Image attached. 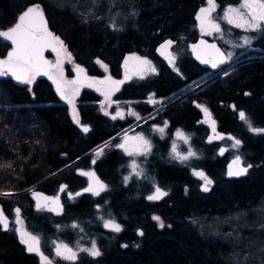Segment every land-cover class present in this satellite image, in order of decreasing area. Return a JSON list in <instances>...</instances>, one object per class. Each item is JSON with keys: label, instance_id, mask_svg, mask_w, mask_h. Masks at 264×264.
Returning <instances> with one entry per match:
<instances>
[{"label": "trees", "instance_id": "16d2710c", "mask_svg": "<svg viewBox=\"0 0 264 264\" xmlns=\"http://www.w3.org/2000/svg\"><path fill=\"white\" fill-rule=\"evenodd\" d=\"M241 1L215 3L222 10ZM206 3L0 0V31L13 26L26 9L40 6L70 56L91 76L102 75L103 65L112 76L121 77L127 52L150 57L156 72L123 85L114 98L135 101L142 117L167 104L156 117L134 128L149 130L152 124L167 122V135L162 139L153 135L152 152L143 158L144 174L125 180L130 158L119 148L118 134L132 119L104 114L99 94L84 89L77 105L80 126L49 76L30 84L10 74L0 76V193H12L0 195V210L8 222L7 230L0 225V264H41L19 239L16 209L29 232L39 235L42 252L53 264H264V132L249 128L250 123L264 129V27L249 31L248 46L242 43L247 31L226 22L220 24V32L206 36L231 53L223 69L240 63L204 84L219 71L198 65L189 44L201 36L197 14ZM167 41L172 44L162 50L175 55L171 64L158 50ZM10 48L0 37V58ZM52 55L48 52L47 57ZM64 70L72 76V69ZM201 84L178 99L186 89ZM150 95L164 100L149 106L143 100ZM198 105L207 108L209 120ZM240 111L249 123L240 119ZM177 129L188 134L196 153L184 163L170 159V135ZM217 134L227 137L216 140ZM228 136L240 140V145L233 147L234 139ZM237 156L240 167H251L230 176L227 166ZM192 169L209 177L208 191ZM88 171L106 186L99 195L81 192L90 178L80 173ZM157 187L167 195L149 200ZM34 194L59 196L61 203L42 207ZM153 217L165 225L159 226ZM108 219L122 230L105 228ZM94 239L101 255L79 251ZM57 242L76 248L77 259L56 257Z\"/></svg>", "mask_w": 264, "mask_h": 264}, {"label": "snow or ice", "instance_id": "6c2138e0", "mask_svg": "<svg viewBox=\"0 0 264 264\" xmlns=\"http://www.w3.org/2000/svg\"><path fill=\"white\" fill-rule=\"evenodd\" d=\"M208 7L201 8L200 14L197 15V20L200 21V27L202 33H207L208 30H213L216 32H220V26L219 24L215 23L214 20L211 18L210 14L212 11L215 10L217 7L215 0H207ZM224 19L229 23L233 24L235 27L243 28L245 31H256L258 29H261L264 27V0H242V3L240 4V7H229L224 12ZM0 37H3L6 40L11 41V44L13 45V50L8 53L7 59L0 60V76L3 75H12L15 79L20 81L21 83L30 84L35 76L37 75H48L49 79H53V77L50 75L51 68L53 67L52 63L48 60H46L43 56V53L46 48H51L52 51L56 52L57 54V63L55 67L59 68L60 66V51L57 48V45L59 46V49H64L63 41L60 40L59 37L54 36L51 32L47 30L46 22L43 18V12L39 9V6H34L28 8L22 15L19 16L18 22L12 27L11 29L7 31H0ZM251 39L249 37H244V44H250ZM172 44V41H167L164 45H161V48H167ZM201 44H204V41H201ZM234 47L237 45H233ZM198 45L193 46V51L196 52ZM207 47H211L215 50L219 57V63H224L227 59L231 58V53H223L218 48H216L215 45H210ZM134 59L140 61L141 65H147L149 70L155 71L154 68H152L150 61L144 59L141 60L140 57H134ZM197 59L201 60V63H209L207 59H203L201 55L197 54ZM169 63H173V60L170 59ZM127 64V61H126ZM212 67H217L216 62H212ZM78 72H83V69H77ZM142 78V77H141ZM111 80V78H109ZM53 83L57 84V91L61 94V98L65 99L68 103H72L69 96L65 94V90H62L60 83L53 79ZM70 84H77L78 81H70L68 82ZM113 85L116 86L118 89V86L123 83V81H111ZM90 86V85H89ZM151 100V98H150ZM198 107H202L199 106ZM202 111L205 113L206 120H209L211 118V114L208 112L207 108L202 107ZM107 115V113H105ZM134 114V113H130ZM117 116H122L121 112H117L115 116H113V119H116ZM239 117L242 121L248 122V119L246 117V114L243 111L239 112ZM74 119H76V116L74 114ZM77 123L79 121L77 120ZM167 126V122H165V127ZM213 131L215 132L214 122L212 124ZM249 128L251 131L260 133L264 132V129H258V128H252L251 124L249 123ZM83 131L87 132L89 129L87 127H83ZM157 131H159L161 134L164 133V127L157 128ZM176 137L178 139H182L185 144L188 143L189 137L186 136L181 130L176 131ZM222 138V137H221ZM138 141L141 143L136 146L137 151L140 154H145L149 151H151V143L147 139H145L143 136L136 137ZM211 139V138H210ZM229 139H234L233 137H229ZM240 140L234 139L233 147H237L240 145ZM121 148H124V150L129 154L133 155L134 153L132 151H129L128 148L125 147L124 144L119 145ZM221 154H223L224 149L222 148ZM172 154L174 159H178L181 162L187 161L190 157L196 156V153L191 150V148L188 149L187 154H181L177 151V146L175 142L172 145ZM99 155V153H97ZM94 162V161H93ZM233 165L237 166V170L234 172L232 171V165H229V175H241L247 172L248 167H251V165L247 167H240L241 160L240 157L237 156L233 161ZM136 164L133 162L132 168L136 175H140L139 172H136ZM81 175H86L91 177H94V173L92 172H81ZM194 175L200 177L205 181V186L203 188L204 191H208L207 185H210L212 182L209 180L205 174L201 171H194ZM129 177H125V180H128ZM95 183L99 186L97 188H93L91 185L89 188L85 189V191H90L94 195H99L100 191L105 188V185L99 182V180H96ZM0 195L9 196L12 195V193H0ZM39 195V194H34ZM167 193L162 191L159 187L156 188L155 192L152 195H149L147 198L149 200H159L160 198L166 196ZM48 199V198H45ZM53 202L55 203L57 201V198H52ZM39 207V205H38ZM53 210V209H49ZM19 209H16L17 213V220H19ZM153 219L159 221V217H153ZM0 225L3 226L5 230L8 229V222L7 217L4 216L3 211L0 210ZM105 228L120 232L121 226L116 223L113 219H108L104 221ZM72 227H77L76 225H73ZM161 227H163V224L161 223ZM17 231H20L21 235V242L27 245V250L29 252H35L41 260V264H53V262L44 255V253L40 250V241L37 236L31 235L30 233H27L25 231L17 229ZM141 235L143 233H140ZM56 255L60 257L61 259L68 260V261H75L77 259V252L74 251L72 248H70L67 244L64 243H58L55 247ZM79 251L87 252L89 255L93 257H97L101 255L99 249L96 246L95 241L92 242L91 248H80Z\"/></svg>", "mask_w": 264, "mask_h": 264}, {"label": "rangeland", "instance_id": "374dc122", "mask_svg": "<svg viewBox=\"0 0 264 264\" xmlns=\"http://www.w3.org/2000/svg\"><path fill=\"white\" fill-rule=\"evenodd\" d=\"M241 3H242V1L240 3H238V4H233V6H230V7H237L238 8V7H240ZM74 5H75V2H73V6ZM79 7H81L80 4H79ZM205 7H208L207 3L204 5L203 8H205ZM227 8H229V7H227ZM227 8H224V9L221 10L220 7L217 5L215 10L212 11L211 14H210L211 18L214 20L215 23L219 24V26L223 22L228 23L224 19V12H225V10ZM199 14H200V11H199V13L197 15H199ZM231 25H233V24H231ZM197 28H199L200 35H205L207 37H212L216 33V31H213V30H210V29L208 30L207 33H202L201 32V27H200V21H198V20H197ZM244 37H249L251 39V42H252V37H251V35H249V31H247V33L245 34ZM242 43H243V45H247L248 46V44H244V40H243ZM59 51H60V57H59L60 66H59V68L55 67V65L57 63V54L54 53L53 57L51 58V63L53 65V71H52V75L51 76L53 77V79L57 80L60 83L62 90H65V94L67 96H69V98L72 101V103H68L67 102L68 105L70 106L72 119L74 121H76V122L78 120L79 121L78 125H80V126L82 125V122L80 121V118H79V115H78L77 105L79 104L78 97L80 96V94L83 92L84 89H90V90L95 91V92H97L99 94L101 99H100V101H98V106H99V108L102 110V112L104 114L107 113L108 115L113 117L119 111V112L122 113V116H117L116 119L117 118L127 119V120H128V118L132 119L134 122L128 128H125L123 131H121L118 134V136H121L120 139H119L120 142L118 143V146L121 145V144H124L125 147L129 149V151H132L134 153L133 155H129L124 150V148H121L119 146V148L122 150V152H124L130 158L128 177L129 178L131 176L132 177H139V176L141 177L144 174L143 173L144 172V163H145L144 159L147 158L151 154L152 151H149V152H147L145 154H140L137 151L136 146L139 145L141 142L138 141L136 139V137L143 136L145 139L150 141L151 149H152V146L154 144L153 135H157L158 138L162 139V138H164L167 135V132H166L167 128L165 127V123L161 124V125L160 124H152L148 128L149 130H145V129H140V130L135 129L134 130V128L139 126V124L143 123L144 121H146L148 119L150 120V119H153L154 117H156L161 112V110H163V109H165L167 107V104L166 103L161 104L160 107L158 109H156L154 112H151L150 115H148L147 117H142L140 114L137 113L136 108L133 105L134 103H136L135 101H129V100L123 101V100H118V99H116L114 97H115L116 92L118 90H120L123 87V85L127 84L128 82H137L138 80L146 79V78H148V76H152L156 72L155 63L153 62V60L150 57L142 56V55L136 53V54L133 55V57H132V59L130 60L129 63L124 64L122 62V64H123L122 72H121L122 76L119 77V78H116V77L112 76L110 74L109 70H108V67L102 65V70H103L102 76H104V74H106V73H109L112 76V81H123V83L118 86V89L112 83H110V84H106V83L102 84V83L96 81L95 78L91 82L86 83L83 86H80V85H77V84L68 83V82L72 81V77H67L65 75V70H64L66 67H69L70 69H73L78 64L74 61L73 56H70V53L68 52L66 46H64V49H60ZM159 53H160L161 57L164 58L168 62H169L170 59H172L174 61L175 58H176L175 55L172 53V51H170V49L162 50ZM134 57H140L141 60L146 59V60L150 61L151 66H152V68L155 69V71L153 72V71L149 70L147 65H141L140 61L134 59ZM230 69L231 68L229 67L221 75H224ZM206 81H208V79L205 80V82ZM202 85L203 84H201V85H199L197 87L193 86V87H191L189 89H186L185 91L182 92L181 96H179L178 99L182 98L183 96H186V95H183V94H186V92H189V91L193 90L194 88H196V89L201 88ZM150 98H151V100H150ZM162 100H164V99H161V98L158 99V98H155V96L150 95L148 97V99H145L143 101L147 102V104L150 106V105H156L157 103L159 104L160 102H162ZM130 113H134V114H130ZM74 114L76 116V119L73 118ZM159 127H164V133L163 134H161L159 131H157V128H159ZM177 130L173 131L172 135H170L169 153H170V159L171 160L177 161V162H181L180 160L173 158L172 145H173L174 142H175V144L177 146V151L180 152L181 154H187V151H188L189 148H191V150L193 152H195V150L191 146V138L188 136V134L181 130L186 136L189 137L188 143L185 144L182 139H178L176 137V131ZM215 137H216L215 139L217 140V139H223V138H225L227 136H223L222 134H217V135H215ZM228 137H231V136H228ZM100 147H102V145L97 147V149H99ZM97 149H96V151H97ZM142 159H143V162H142ZM189 159H191V157ZM133 162H135V164L137 166L136 167V172H139L140 175H136L135 172L133 171V168H132ZM184 162H181V163H184ZM193 170L194 169H192V171ZM196 171H200V170H196ZM88 172H91V171H88ZM201 172H203V171H201ZM205 176H206V174H205ZM207 178H209V177H207ZM96 180H99V182L104 185L103 181L98 176L94 175V177L90 178V183L87 186V188H89V186L91 185L93 188H97L98 189L99 186L95 183ZM81 192H87V191H85V189H84ZM88 192H90V191H88ZM45 198H48V199H45ZM52 198H57V201L54 203ZM37 199L42 203V205H41L42 207H44V206H47V207H52L53 206L54 207L56 204H60L61 203V199L59 198V196H55V197H45L44 196V197H42V196L39 195L37 197ZM157 222H158L159 226H161V223L163 224V226L165 225V223L162 220H160V219ZM16 223H17V229L25 231L27 233H30L31 235L37 236L39 238V235L29 232V230L27 229V226H26V222H24V220H22L21 218H19V220H16ZM17 233H18L19 239L21 241L20 231H17ZM39 241H40V239H39ZM93 241H95L96 246L98 248V243H97L96 239H94ZM58 243H64V242H57V244ZM64 244H66V243H64ZM91 246L90 247L81 246L80 248H91ZM69 247L72 248L71 246H69ZM72 249L77 252V256H78V250L76 248H72ZM40 250L42 251L41 243H40ZM54 254H56V251L54 252ZM56 257H57V255H56Z\"/></svg>", "mask_w": 264, "mask_h": 264}, {"label": "water", "instance_id": "95a60500", "mask_svg": "<svg viewBox=\"0 0 264 264\" xmlns=\"http://www.w3.org/2000/svg\"><path fill=\"white\" fill-rule=\"evenodd\" d=\"M39 9L40 10H42V12H43V9L39 6ZM27 10V9H26ZM25 10V11H26ZM24 11V12H25ZM24 12H22L20 15H22ZM19 15V16H20ZM19 16H18V18H19ZM18 18H17V20H16V22H14V24H13V26H11V27H9V28H7V29H4V30H2V31H7V30H9V29H11L12 27H14V25L18 22ZM43 18H44V21L46 22V27H47V30L49 31V32H51L54 36H56V34H54V32H53V30L51 29V27H50V24L48 23V19H47V17H46V15H45V13L43 12ZM1 39H2V41L3 42H7L10 46H11V48L9 49V51L7 52V54H6V56H5V58H0V60H4V59H7V56H8V53L9 52H11L12 50H13V45L11 44V41H9V40H6V39H4L3 37H1ZM201 41H204V44H201ZM194 45H198L199 47L197 48V51L196 52H194L193 51V46ZM210 45H215L216 46V48H218L221 52H223V53H227L226 52V50L225 49H222V47L219 45V43H218V41L217 40H211V39H208L206 36H204V35H201V36H199V37H197L196 38V40L195 41H192L190 44H189V50L191 51V56H192V58L194 59V61H196L202 68H207V69H210L211 71H219V70H221L224 66H225V64L227 63V61L228 60H226L224 63H219V57H218V55H217V53L215 52V50L214 49H212L211 47H207V46H210ZM57 48H58V50H60L59 49V46L57 45ZM158 50L159 51H162V48H161V46H159L158 47ZM48 52H51V53H56V52H54V51H52V49L51 48H46L45 49V51H44V53H43V56H44V58L46 59V60H48V61H50L51 62V59H50V57H47V54H48ZM200 54L201 55V57L203 58V59H207L208 61H209V63H201V60L200 59H197V54ZM132 57H133V53H130V52H127L126 53V55H125V57H124V59H123V63L124 64H126V61H127V63H129L130 62V60L132 59ZM212 62H216L217 63V67H212ZM53 68V67H52ZM52 68H51V70H52ZM83 69V72H78L77 71V69ZM72 72H73V74H72V81H78V85H83V84H85V83H88V82H90V80H91V78L92 77H90V75L87 73V71H86V69L83 67V66H80V65H76L73 69H72ZM50 73H51V71H50ZM48 77V75H37V76H35V78H37V79H41V78H47ZM109 78H111V80H109ZM97 80L100 82V83H102V84H110L111 83V81H112V76L109 74V73H106V74H104V76H102V75H99L98 77H97ZM210 80H208V81H206V82H204V84H206L207 82H209ZM204 84L202 85V86H204ZM55 89H57V84H55ZM58 92V91H57ZM58 94H59V96H60V99H62L61 98V94L58 92ZM62 100H64V99H62ZM115 138H117V136L116 137H114V138H112V139H110V140H113V139H115ZM229 165H232V171H236L237 170V166L236 165H233L232 164V162H230L229 164H228V170H229Z\"/></svg>", "mask_w": 264, "mask_h": 264}, {"label": "bare ground", "instance_id": "6f19581e", "mask_svg": "<svg viewBox=\"0 0 264 264\" xmlns=\"http://www.w3.org/2000/svg\"><path fill=\"white\" fill-rule=\"evenodd\" d=\"M16 22V21H15ZM238 63H240V62H238ZM238 63H236V64H238ZM236 64H233V65H230V66H228V67H225V69H221V70H219V73H217L216 75H214V77H212V78H210V79H208V80H213L215 77H217V76H220L222 73H224L225 72V70L226 69H228L229 67L230 68H233L234 66H236ZM199 65V64H198ZM210 70V69H209ZM97 77L99 76V75H96ZM97 77H95V79H96V81H98L97 80ZM99 82V81H98ZM89 83V82H88ZM86 84V83H85ZM84 85V84H83ZM83 85H80V86H83ZM190 92V91H189ZM191 92H192V90H191Z\"/></svg>", "mask_w": 264, "mask_h": 264}, {"label": "flooded vegetation", "instance_id": "af4514ba", "mask_svg": "<svg viewBox=\"0 0 264 264\" xmlns=\"http://www.w3.org/2000/svg\"><path fill=\"white\" fill-rule=\"evenodd\" d=\"M52 57H53V55H52ZM52 57H51V58H52ZM87 73H88V72H87ZM89 75H90V74H89ZM90 77H92L91 80H90V82H91V81H92L95 77H97V76H95V75L91 76V75H90ZM77 85H78V84H77Z\"/></svg>", "mask_w": 264, "mask_h": 264}]
</instances>
